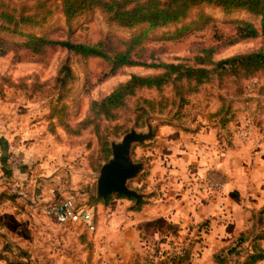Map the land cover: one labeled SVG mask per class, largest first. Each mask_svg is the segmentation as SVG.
<instances>
[{
    "label": "rangeland",
    "instance_id": "1",
    "mask_svg": "<svg viewBox=\"0 0 264 264\" xmlns=\"http://www.w3.org/2000/svg\"><path fill=\"white\" fill-rule=\"evenodd\" d=\"M26 3L32 5L33 0ZM52 8L48 22L23 26L22 31L49 32L55 39L80 43L101 42L112 51L123 49L122 41L146 27L109 24L98 9L68 26L60 8ZM237 21L260 29L259 16L195 7L181 21L150 30L133 58L194 65L203 48H214L215 61L264 51L261 35L234 41ZM26 40L0 31V173L10 146L21 144L28 157L36 147L37 173L54 178L61 190L57 194L46 189L39 199L73 195L77 203L91 206L96 230L57 224L43 214L42 201L20 199L0 186V254L29 264H161L166 253L180 250L187 239L195 241L190 264H215L212 253L252 227L264 208V72L247 79L232 75L214 79L187 95L183 105L170 84L161 90L142 88L116 111L115 118L96 120L98 127L91 124L73 133L61 125L60 117L75 127L90 115L92 101L132 74L162 69L123 66L110 75L108 62L100 57H83L58 46L34 54L24 47ZM64 63L75 75L68 84L69 94L57 105L66 104L65 115L53 111L58 90L54 80ZM160 106L164 109L159 113ZM147 121L153 126L152 138L134 144L131 151L134 161L144 163L143 171L128 181L130 188L145 195L140 209H132L134 199L115 194L105 204L96 201L103 140L110 148V142L120 141L131 128L146 131ZM202 125L216 128L212 155L206 148L212 144L193 138ZM210 169L223 174L221 191L203 186L202 176Z\"/></svg>",
    "mask_w": 264,
    "mask_h": 264
},
{
    "label": "trees",
    "instance_id": "2",
    "mask_svg": "<svg viewBox=\"0 0 264 264\" xmlns=\"http://www.w3.org/2000/svg\"><path fill=\"white\" fill-rule=\"evenodd\" d=\"M27 0H0V31L20 34L27 38L24 47L34 54H42L47 47L58 46L74 54L83 57H100L108 62L109 74L113 75L123 66L141 65L144 67L160 68L161 72L155 74H132L126 81L119 83L107 95L90 103L86 118L76 124L68 126L60 117L61 125L73 133L94 124L96 120H111L115 118L116 111L125 105L126 100L142 88H155L161 90L166 85H172L174 97L179 99L180 105L187 103L186 96L197 92L199 87L214 79H221L224 75H232L237 78H251L258 72H264V51L262 49L235 54L220 60H213L214 48H203L200 54L195 56V64L186 63H146L133 58V52L147 37L150 30L157 27L177 23L184 19L191 9L201 6H213L221 8L225 13L244 11L260 17V29L248 21L236 22V37L234 41L264 37V0H33L32 5ZM53 6L59 7L65 23L71 22L79 16L98 9L102 12L109 24L119 27L133 28L138 25L146 27L137 34L132 35L127 41H122L123 49L107 51L101 42L90 44L73 42L70 39H55L49 32L41 34L26 33L23 26H42L49 21L53 13ZM185 28L181 29L184 31ZM75 78L72 69L67 63L61 65L58 75L55 77L57 98L54 112L64 113L66 104L62 103L69 94L68 84ZM240 91V90H239ZM242 94L243 92H237ZM154 111L155 108L150 106ZM160 106L158 112H162ZM60 116V115H59ZM103 157L99 167L109 159L111 150L107 140H103ZM14 196V195H13ZM106 200L96 196V201L103 204ZM118 197H124L118 195ZM132 199V198H130ZM132 209L139 210L140 204ZM264 208L258 212L252 227L238 233L230 243L217 248L212 253V261L215 264H258L264 262ZM145 237V236H142ZM198 240H196L197 242ZM195 241H184L180 250L167 254L161 264H190L192 249ZM248 244V245H245ZM0 259L7 264H29L9 259L0 254Z\"/></svg>",
    "mask_w": 264,
    "mask_h": 264
},
{
    "label": "built area",
    "instance_id": "3",
    "mask_svg": "<svg viewBox=\"0 0 264 264\" xmlns=\"http://www.w3.org/2000/svg\"><path fill=\"white\" fill-rule=\"evenodd\" d=\"M29 157L19 143L10 146L0 173V186L10 194L37 202L41 195L32 194V180L29 175L20 178L21 169L28 167ZM203 186L210 191H221L224 188L223 174L217 170H207L203 176ZM64 184V183H63ZM53 191H61L53 188ZM42 201V200H40ZM43 214L53 222L70 227H83L89 232L96 230L93 211L86 204H79L70 194L60 198H50L41 202ZM264 220V218H263Z\"/></svg>",
    "mask_w": 264,
    "mask_h": 264
},
{
    "label": "water",
    "instance_id": "4",
    "mask_svg": "<svg viewBox=\"0 0 264 264\" xmlns=\"http://www.w3.org/2000/svg\"><path fill=\"white\" fill-rule=\"evenodd\" d=\"M153 126L147 121L146 131L131 128L120 141L110 142L111 155L104 162L96 179V196L106 200L110 195H122L135 200L138 205L145 195L128 186V181L136 178L142 171L144 163L134 161L131 156L134 144H144L152 138Z\"/></svg>",
    "mask_w": 264,
    "mask_h": 264
},
{
    "label": "crops",
    "instance_id": "5",
    "mask_svg": "<svg viewBox=\"0 0 264 264\" xmlns=\"http://www.w3.org/2000/svg\"><path fill=\"white\" fill-rule=\"evenodd\" d=\"M216 128H209L207 126H201L196 130V133L193 134V138H195L198 142H203L206 144H212L211 147H208L207 145V150L209 153L212 155V149L214 148V143L216 140V133H215ZM245 142H247V138H243ZM31 151V152H30ZM29 152L31 153L29 156V165L28 167H23L21 169V174H19L20 178H24L25 176L29 175L31 180H32V194L35 195H42L44 190L48 189L50 192L53 188H57L55 185L54 178L47 179V177L42 176V174L37 173L36 170V147H33ZM213 158V157H211ZM225 165V164H224ZM227 168V165H226ZM182 173V172H180ZM53 180V181H52ZM249 185V184H248ZM60 190V189H59ZM53 191V190H52ZM57 194H59L61 191H53ZM88 206V205H87ZM91 207V206H89ZM152 217H155L156 215L159 216V213H152ZM162 216V214H160ZM264 242V241H263ZM264 247V244H263ZM0 264H7L5 261L0 259Z\"/></svg>",
    "mask_w": 264,
    "mask_h": 264
}]
</instances>
